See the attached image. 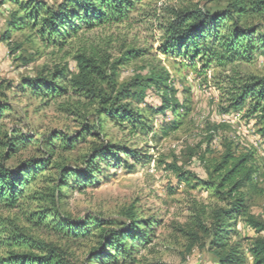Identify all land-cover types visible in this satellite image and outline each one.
<instances>
[{"label":"rangeland","instance_id":"374dc122","mask_svg":"<svg viewBox=\"0 0 264 264\" xmlns=\"http://www.w3.org/2000/svg\"><path fill=\"white\" fill-rule=\"evenodd\" d=\"M29 1L0 0V167L28 171L16 201L0 197V264L20 255L44 264H218L224 240L215 242V233L223 234L225 223L230 247L241 246L252 264L249 247L260 236L246 218L217 220L228 204L214 170L228 151L253 156L257 172L242 191L248 217L264 223L263 125L248 116L250 100L229 108L248 77H264V0H132L124 18L80 23L62 35L32 20L10 26L21 8L30 11ZM34 1L56 8L65 0ZM196 11L219 19L217 41L209 31L208 42L175 49L168 36L175 15ZM250 31L252 45L244 37L237 43L238 33ZM134 51L144 56L117 66L118 89L167 71L183 108L163 117L125 100L121 106L130 105L135 119L113 117L77 86L78 56L107 63L111 75ZM37 78H59L67 93L45 95L25 84ZM99 86L112 96L107 84ZM107 149V159L95 158ZM90 171L91 184L78 178ZM134 221L145 232L142 242L125 241L117 259L89 262Z\"/></svg>","mask_w":264,"mask_h":264},{"label":"trees","instance_id":"16d2710c","mask_svg":"<svg viewBox=\"0 0 264 264\" xmlns=\"http://www.w3.org/2000/svg\"><path fill=\"white\" fill-rule=\"evenodd\" d=\"M132 0H65L59 7L48 8L41 2L34 0L29 1L27 8H21L24 12L23 16H13L10 26L17 29L23 24L32 20L35 26L41 24L43 32H48L52 35L65 34L69 27L76 28L80 23H84L89 27L104 24L112 17L122 19L128 14L131 9ZM234 5L235 9L241 7ZM97 22V23H96ZM97 24V25H94ZM221 23L218 18L208 16L201 11H196L190 14L177 13L172 25L169 27V39L173 42L175 49L180 50L182 47L188 49L194 42V48L199 44L197 40L208 42V32L214 31V36L211 41H217V35L220 31ZM217 36V37H216ZM253 34L250 32L238 33V42L240 37H244L248 45L253 44ZM10 33H6L3 40H9ZM264 48V37L259 39ZM196 42V43H195ZM203 42V43H204ZM18 46L16 49H20ZM16 50H12L14 53ZM144 56L143 51H134L126 53L122 59L111 66V75H108V64L99 63L94 57L80 55L77 57V67L79 75L77 78V86L83 88L88 95L100 100L99 112L110 114L113 117H120L126 113L129 119H135L133 113L129 109L130 105H122L125 100H130L138 105H147L152 115H161L166 117L169 111H178L183 108V104L179 103L178 91L169 84V74L167 71L151 72L148 77L138 76L131 83L126 84L121 89L117 85V66L123 65L128 59H137ZM59 78L53 80L46 78H37L26 81L27 86H31L35 91L45 95H64L67 93L65 88L58 83ZM99 82L107 84L112 90V96L107 97V93L99 86ZM98 84V85H97ZM235 88V87H234ZM237 90V88H236ZM238 94L232 97L230 103L231 108H241L246 106V102L250 100L248 107V116L259 119L263 125L262 132L264 134V77L250 76L240 87ZM155 93L157 96H155ZM116 96V97H114ZM154 100L153 103L150 100ZM175 128V127H174ZM111 155L109 149L100 151L96 155V159H107ZM47 161H43L41 165ZM173 171H179L178 168L169 166ZM257 172V165L251 154L237 157L231 151H228L220 163L216 165L214 174L217 176V192L227 202V208L222 209L217 214V220L232 222L238 218H246L251 229L260 238L256 239L249 247V253L252 257V264H264V223L258 222L255 219L248 217V207L246 203L243 187L250 183ZM27 167L21 171H9L4 167H0V197L4 200L18 199V195L25 184L24 176L27 174ZM76 175L78 173L73 172ZM69 175V174H68ZM67 175V176H68ZM66 177H62V181L57 187L58 190L65 184ZM79 179L86 184H91L94 171L78 175ZM141 223L134 221L125 232L113 234V237L106 240V247L97 250L96 255L89 261H105L110 257L117 259L119 254H126L124 242L131 240L134 242H142L145 238V232L140 230ZM227 224L222 225L223 234L215 233V242H222V248L215 251L218 257V264H249L245 252L241 246L236 245L230 247L227 242ZM192 247V246H191ZM46 250H51V247H44ZM116 248L117 253L112 255L111 251ZM115 250V249H114ZM45 259L33 256H17L12 260L6 261L5 264H44Z\"/></svg>","mask_w":264,"mask_h":264}]
</instances>
